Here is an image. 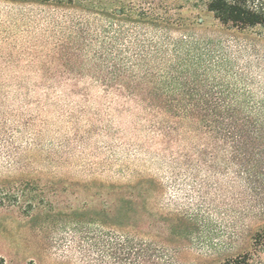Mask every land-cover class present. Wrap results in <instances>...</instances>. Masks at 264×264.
<instances>
[{
  "label": "trees",
  "instance_id": "obj_1",
  "mask_svg": "<svg viewBox=\"0 0 264 264\" xmlns=\"http://www.w3.org/2000/svg\"><path fill=\"white\" fill-rule=\"evenodd\" d=\"M4 1L49 8L51 13L40 20L44 31L57 35L49 58L59 56L62 67L82 76L0 79V120L4 98L21 97L14 105L19 101L28 107L36 93L57 104L50 97L67 86L71 93L82 86L84 113L90 101L86 89L98 86V131L109 135L117 130L113 112L132 117L131 129L146 128V145L153 147L146 152L171 168L173 185L193 201L175 208L156 202L160 182L141 174L119 181L94 178L92 185L106 196L103 254L118 264H181L176 256L190 246L213 252L218 245L214 239L225 233L221 221L239 199L223 192L235 190V184L245 192L264 187V128L252 118V96L233 81L234 58L228 53L236 35L249 31L264 39V0ZM198 9L211 14L214 28L181 14ZM14 105L7 106L12 132L30 135L28 154L39 148L41 132L30 130L37 122L43 126V116L35 118L29 110L16 115ZM34 105L42 110L41 100ZM27 161L15 169L20 181L0 183V208L23 201L29 213L39 205L35 194H25L35 182L31 159ZM223 197H228L226 203ZM263 234L261 226L247 233L261 250ZM240 254L221 256L218 264H246V254ZM0 264H5L1 257Z\"/></svg>",
  "mask_w": 264,
  "mask_h": 264
},
{
  "label": "rangeland",
  "instance_id": "obj_2",
  "mask_svg": "<svg viewBox=\"0 0 264 264\" xmlns=\"http://www.w3.org/2000/svg\"><path fill=\"white\" fill-rule=\"evenodd\" d=\"M49 13L51 10L44 6L0 0V79L39 81L47 77L79 79L82 76L62 67L59 56L56 60L49 58L55 51L52 40L57 35L44 31L40 24L41 18ZM181 14L204 20L208 29L216 25L204 9L191 13L182 10ZM236 36L237 43L232 44L234 49L228 51L234 58L236 75L233 81L252 96L249 105L254 112L252 118L258 119L264 128V39L249 31ZM89 77L85 75L84 78L89 80ZM69 89L67 86L56 90L57 94L50 97L57 100V104L47 103L36 93L28 99L32 102L28 107H22L19 101L14 105L16 100L23 101L21 97L3 99L0 183L20 181L23 177L15 169L25 166L31 159L33 175L30 177L35 182L25 194L28 197L35 194L39 200V205L29 213L23 201L0 208V257L5 264H118V260L103 254L106 229L101 212L106 196L104 189L92 185L94 178L119 181L141 174L160 182L156 202L173 208L193 202L173 185L171 168L146 152V148L153 149L146 145V128L136 132L135 128L131 129L134 127L132 117L113 112L112 127L119 129L109 135L98 131L101 124L96 110L100 108L97 104L102 103L100 88L86 89L90 101L84 113L80 109L83 106L79 94L82 86L71 88L75 94ZM38 100H41L42 110L34 105ZM12 105L16 115L24 110H29L35 118L42 114L43 126L37 122L30 130L41 132L37 144L42 153L33 149L26 154L30 135L12 132L10 108L7 109ZM235 187L233 191L223 192L228 197L233 193L234 198L239 199L232 202L229 215L221 221L225 233L214 239L213 243L218 244L216 249L210 252L204 246H190L177 254L181 264H218L221 256H234L236 252H241L242 256L246 254V264H264V250L254 247L247 235L248 231L264 227V187L257 192H245L247 188L239 184ZM223 201L220 199L218 205L222 206Z\"/></svg>",
  "mask_w": 264,
  "mask_h": 264
}]
</instances>
